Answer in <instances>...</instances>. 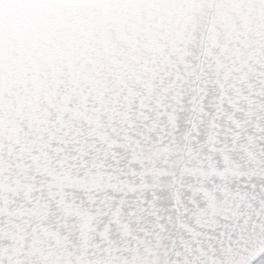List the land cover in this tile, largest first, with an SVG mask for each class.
Here are the masks:
<instances>
[{
  "label": "snow or ice",
  "instance_id": "obj_1",
  "mask_svg": "<svg viewBox=\"0 0 264 264\" xmlns=\"http://www.w3.org/2000/svg\"><path fill=\"white\" fill-rule=\"evenodd\" d=\"M0 264H264V0H0Z\"/></svg>",
  "mask_w": 264,
  "mask_h": 264
}]
</instances>
